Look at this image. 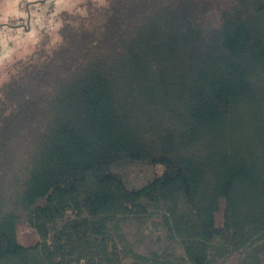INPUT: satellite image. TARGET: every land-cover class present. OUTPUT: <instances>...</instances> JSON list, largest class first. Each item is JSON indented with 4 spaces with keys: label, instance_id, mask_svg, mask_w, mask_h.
I'll list each match as a JSON object with an SVG mask.
<instances>
[{
    "label": "trees",
    "instance_id": "16d2710c",
    "mask_svg": "<svg viewBox=\"0 0 264 264\" xmlns=\"http://www.w3.org/2000/svg\"><path fill=\"white\" fill-rule=\"evenodd\" d=\"M95 7L0 87V264H264V0Z\"/></svg>",
    "mask_w": 264,
    "mask_h": 264
},
{
    "label": "rangeland",
    "instance_id": "374dc122",
    "mask_svg": "<svg viewBox=\"0 0 264 264\" xmlns=\"http://www.w3.org/2000/svg\"><path fill=\"white\" fill-rule=\"evenodd\" d=\"M107 0H0V87L15 65L33 57L41 47L51 50L61 42V32L91 7ZM42 50V48H41ZM19 236L30 242L36 234L22 221Z\"/></svg>",
    "mask_w": 264,
    "mask_h": 264
}]
</instances>
